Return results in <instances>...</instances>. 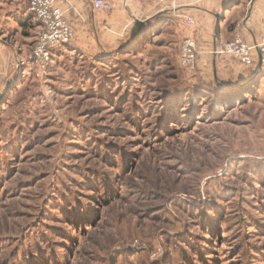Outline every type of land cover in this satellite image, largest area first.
<instances>
[{
	"label": "rangeland",
	"instance_id": "374dc122",
	"mask_svg": "<svg viewBox=\"0 0 264 264\" xmlns=\"http://www.w3.org/2000/svg\"><path fill=\"white\" fill-rule=\"evenodd\" d=\"M155 6L134 32L111 12L91 39L69 21L43 77L17 66L36 40L16 61L0 88V264H264V54L234 80L201 52L188 72V28Z\"/></svg>",
	"mask_w": 264,
	"mask_h": 264
},
{
	"label": "crops",
	"instance_id": "0c3cea01",
	"mask_svg": "<svg viewBox=\"0 0 264 264\" xmlns=\"http://www.w3.org/2000/svg\"><path fill=\"white\" fill-rule=\"evenodd\" d=\"M57 1L65 10L68 20L86 39L96 36L94 33L98 34V27L105 25L101 17L106 12L93 11L92 0ZM124 4L123 0H119L118 9L109 14L113 18L111 23L119 21V31L129 29L134 32L138 22L150 18L147 14L155 12L157 7L152 0H133ZM160 11L178 17L180 24L188 28L186 36L198 39L201 63L205 69L206 62L211 61L216 80L220 76L234 80L237 74L245 77L254 68L255 58L258 56L261 59L257 52L256 57L253 53L250 59L234 63L227 57L212 55L210 58L209 50L220 41H230L236 37L251 43L260 41L264 36V0H186ZM216 14L220 15L218 36L215 34ZM188 16L194 18L193 26L186 24ZM39 29L40 23L28 10V0H0V88L16 77V61L32 49Z\"/></svg>",
	"mask_w": 264,
	"mask_h": 264
},
{
	"label": "built area",
	"instance_id": "2783aa9c",
	"mask_svg": "<svg viewBox=\"0 0 264 264\" xmlns=\"http://www.w3.org/2000/svg\"><path fill=\"white\" fill-rule=\"evenodd\" d=\"M124 3L133 0H123ZM145 1V0H135ZM161 7H175L180 1L186 0H152ZM119 0H92L93 11L112 12L118 6ZM165 9V7H162ZM28 10L40 23L38 36L31 54L27 59L18 62L19 65H27L35 71V75L43 77L48 74L53 59L54 50L70 44L74 38V30L69 22L65 10L59 6L57 0H28ZM188 26H193L194 18L186 17ZM254 52L264 54V36L255 43L236 37L230 41H221L212 50L215 55H228L239 60L251 58ZM199 43L196 37L186 36L181 43L179 62L188 72L195 71L199 64Z\"/></svg>",
	"mask_w": 264,
	"mask_h": 264
},
{
	"label": "water",
	"instance_id": "95a60500",
	"mask_svg": "<svg viewBox=\"0 0 264 264\" xmlns=\"http://www.w3.org/2000/svg\"><path fill=\"white\" fill-rule=\"evenodd\" d=\"M216 18H217V22H216V26H215V34H216V36H218V34H219V25H220V15L219 14H216ZM215 47H216V45H215ZM261 55V62H262V54H260Z\"/></svg>",
	"mask_w": 264,
	"mask_h": 264
},
{
	"label": "trees",
	"instance_id": "16d2710c",
	"mask_svg": "<svg viewBox=\"0 0 264 264\" xmlns=\"http://www.w3.org/2000/svg\"><path fill=\"white\" fill-rule=\"evenodd\" d=\"M60 48V47H59ZM62 48V47H61ZM55 50H57V49H55ZM54 50V51H55ZM227 83H230V86L232 85V84H234V82H231V81H226V82H223L222 84H221V88H224V87H230L229 85H227ZM231 89H232V87H230Z\"/></svg>",
	"mask_w": 264,
	"mask_h": 264
}]
</instances>
